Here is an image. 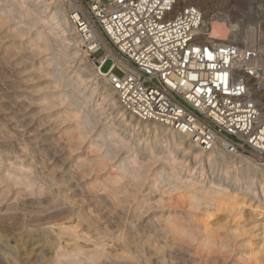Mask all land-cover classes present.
Masks as SVG:
<instances>
[{
  "label": "clouds",
  "instance_id": "1",
  "mask_svg": "<svg viewBox=\"0 0 264 264\" xmlns=\"http://www.w3.org/2000/svg\"><path fill=\"white\" fill-rule=\"evenodd\" d=\"M67 2L0 0V61L26 69L0 92V257L264 264V153L130 121Z\"/></svg>",
  "mask_w": 264,
  "mask_h": 264
},
{
  "label": "built area",
  "instance_id": "2",
  "mask_svg": "<svg viewBox=\"0 0 264 264\" xmlns=\"http://www.w3.org/2000/svg\"><path fill=\"white\" fill-rule=\"evenodd\" d=\"M177 4L68 0L65 7L127 112L187 131L201 146L208 133L244 154L264 153V113L250 90V79L264 72L260 54L252 46L201 42L202 11L189 5L175 12Z\"/></svg>",
  "mask_w": 264,
  "mask_h": 264
},
{
  "label": "rangeland",
  "instance_id": "3",
  "mask_svg": "<svg viewBox=\"0 0 264 264\" xmlns=\"http://www.w3.org/2000/svg\"><path fill=\"white\" fill-rule=\"evenodd\" d=\"M189 1L194 3L192 6H195V7H198L199 9H201V11L204 15V23H208V22L211 23L209 26V29L211 31H213V32L219 31L221 33L222 37H225V38L230 37V35H229L230 32L232 34L231 35L232 38H235V37L237 38L239 35L240 37L232 40L233 44H238V45H241L243 47H251V46L255 47L256 50L258 51V53L260 54L261 59L263 60V63H264V0H181V3L178 6L182 7L183 5H185V3L189 2ZM229 6H231V7H229ZM219 9H221V10H219ZM223 9H225V10L229 9V10H227V12L229 11L230 13L229 12L227 13ZM219 13L226 15V17L225 18L215 17L216 15L218 16ZM226 19L230 20L229 21L230 23L224 25L222 22H224ZM243 33H247V37H248L247 39H246V37H243ZM244 38H245V40H244ZM212 39H215V38H212ZM248 39H250V40H248ZM99 55H100V53L96 54V56H99ZM84 56L87 58L88 63L91 64L92 67L96 66L95 63H93L92 59L87 54L84 53ZM111 63H112V61L108 60L107 63L104 65V70H107L110 67ZM3 65H6L5 67L9 71L8 73H10V70H12L11 72H14L15 75H11V76L7 75L5 77H3V75H0V83H2V84H0V87H2V89L0 88L1 89L0 92H2L3 94L5 93L4 98H6L7 101H11V100L16 101L17 97H22L24 95V93L18 92V91H16V88H12V87L10 88V86L17 87V85L20 83V80H21V73H20V72H22L21 69H24V68L19 69V68L9 67L6 63H4ZM10 68H12V69H10ZM14 70L20 75H18V74L16 75V72ZM116 73L120 74L119 71H116ZM262 73H260V74H262ZM1 77H3V78H1ZM12 81H14V83ZM3 82H6V83H3ZM10 82H12V83H10ZM16 82H17V84H16ZM258 82H259V84H258ZM8 83H10V84H8ZM3 84H4L5 88H4V86H1ZM6 87H7V90H6ZM254 93L257 97L264 100V85L261 84L260 80L257 81V85H256ZM14 95H16V96H14ZM9 96H11V97H9ZM116 97H117V95H116ZM6 106H8V105H6ZM52 138L53 137H51V136L46 137V139H52ZM12 243L15 244L16 241L13 240ZM5 263L6 262H5L4 258L0 257V264H5Z\"/></svg>",
  "mask_w": 264,
  "mask_h": 264
},
{
  "label": "bare ground",
  "instance_id": "4",
  "mask_svg": "<svg viewBox=\"0 0 264 264\" xmlns=\"http://www.w3.org/2000/svg\"><path fill=\"white\" fill-rule=\"evenodd\" d=\"M181 3V0H178V4L176 5V7H175V12H178L179 10H181L183 7H186V6H189V5H193L194 3L193 2H187V3H185V5H183L182 7H179L178 5ZM231 4V3H230ZM227 6V5H226ZM235 6V5H234ZM219 7V6H218ZM229 7H231V6H229ZM228 7V8H229ZM233 7V6H232ZM225 8V7H224ZM233 9V8H232ZM201 10V9H200ZM213 10V9H212ZM219 10H221V9H219ZM224 11H226L227 12V10H229V9H227V10H225V9H223ZM234 11V10H233ZM215 12V11H214ZM229 12V11H228ZM227 12V13H228ZM232 12V11H231ZM230 13V12H229ZM210 14V13H209ZM204 16V15H203ZM233 16V15H232ZM215 17H223V18H225L226 17V15H224V14H221V13H219V15L217 16H215ZM236 17V16H235ZM230 20H228V19H226L224 22H222L224 25H226V24H228V23H230L229 22ZM210 22H208V23H204L203 22V27H202V29H201V32L203 33V37L201 38V42H203V43H206V42H213V43H218V44H233V41L232 40H234V39H237L238 37H240L239 35H238V37L236 38H232V34H231V32L229 33V35H230V37L229 38H225V37H222V35H221V33L218 31V32H213V31H211L210 29H209V26H210ZM261 27V26H260ZM91 31L92 33H93V30L91 29V28H88L86 31ZM211 31V32H210ZM221 36V37H220ZM249 36V35H248ZM243 37H246V39L248 38L247 37V33H243ZM212 38H215V39H212ZM244 40H245V38H244ZM248 40H250V39H248ZM246 42V41H245ZM249 42V41H248ZM247 42V43H248ZM106 45V44H105ZM107 46V45H106ZM84 53L85 54H87V52H86V49H85V51H84ZM112 52L109 50V54H111ZM88 55V54H87ZM92 59V58H91ZM92 61H93V63H95V65L96 66H94L93 68H94V70L97 72V73H99L98 72V64H97V62L95 61V60H93L92 59ZM4 61H0V75H3V77H5V76H7V75H9V76H11V75H15V73L14 72H11L12 70H10V69H12V68H10L9 70H10V73H8L9 71L6 69V65H3L4 63H3ZM2 65V66H1ZM6 70H5V69ZM19 69H21V68H19ZM16 70V69H15ZM14 70V71H15ZM25 70V68L24 69H21V71L23 72ZM16 72V71H15ZM20 72V71H19ZM22 72H20V73H22ZM18 73L16 72V75H17ZM18 75H20V74H18ZM99 75L102 77V78H104L105 80H107L108 81V79H107V77H106V75H101L100 73H99ZM8 76V77H9ZM3 77H1V78H3ZM7 77V78H8ZM15 77V76H14ZM12 78V77H11ZM18 78V77H17ZM251 80V84H250V90H251V94H252V98L256 101V103H257V105L259 106V109L261 110V112H263L264 113V100H262L261 98H259V97H257L256 95H255V93H254V91H255V88H256V85H257V81H261V84H263L264 85V72L262 73V74H259V76L256 78V79H250ZM2 81V80H1ZM13 83H14V81H12ZM12 82H10V83H12ZM256 82V83H255ZM3 83H6V82H3ZM10 83H8V84H10ZM0 84H2V83H0ZM16 84H17V82H16ZM258 84H259V82H258ZM7 85V84H6ZM14 85V84H13ZM1 86H4V84L3 85H1ZM9 86V85H8ZM110 86V88L115 92V90L113 89V87L111 86V84L109 85ZM16 88V87H14V86H10V88ZM261 87V86H260ZM1 89H2V87H0ZM4 88H5V86H4ZM3 88V89H4ZM9 88V87H8ZM0 89V90H1ZM6 90H7V87H6ZM257 91V90H256ZM5 94V93H4ZM3 94V95H4ZM115 94H116V92H115ZM7 96V95H6ZM14 96H16V95H14ZM13 96V97H14ZM116 96V95H115ZM8 97V96H7ZM9 97H11V96H9ZM15 98V97H14ZM117 98V97H116ZM8 99V98H7ZM118 99V98H117ZM15 100V99H14ZM7 101V100H6ZM12 102H16V101H13V100H11ZM7 105V104H6ZM9 106V105H8ZM21 106H22V104H21ZM124 109V108H123ZM124 115H125V117H127L130 121H133V122H136V121H139V122H144V123H149V124H160V125H164V124H162V123H159V122H156V121H144V120H141V119H139V118H137L136 116H134L133 114H131V113H129V112H127L125 109H124V113H123ZM223 142H224V144H225V146L227 147V139L226 138H224V137H219ZM6 264V263H5Z\"/></svg>",
  "mask_w": 264,
  "mask_h": 264
},
{
  "label": "snow or ice",
  "instance_id": "5",
  "mask_svg": "<svg viewBox=\"0 0 264 264\" xmlns=\"http://www.w3.org/2000/svg\"><path fill=\"white\" fill-rule=\"evenodd\" d=\"M197 51H199V50H197ZM209 57H211V54L209 53Z\"/></svg>",
  "mask_w": 264,
  "mask_h": 264
}]
</instances>
